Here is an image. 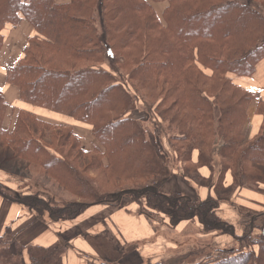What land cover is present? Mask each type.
<instances>
[{"label": "trees", "instance_id": "obj_1", "mask_svg": "<svg viewBox=\"0 0 264 264\" xmlns=\"http://www.w3.org/2000/svg\"><path fill=\"white\" fill-rule=\"evenodd\" d=\"M235 1L71 0L61 4L56 0H0V52L7 24L17 26L26 19L36 31L22 58L7 68V82L19 88L22 101L90 125L103 148L95 147L120 172V178L108 179L129 185L95 192L86 170L96 165L89 163L91 152L82 147L73 126L44 121L23 109L16 111L11 123L6 119L10 106L0 88V148L45 169L75 196L93 200L63 203L37 191L15 192L1 181L0 194L41 219L48 215L54 220H73L93 205L115 204L131 194L135 200L143 199L148 209L167 216L172 227L197 220L206 233L219 232L240 243L252 234L257 238L251 242L257 249L237 250L236 255L221 250L220 257L210 259L200 256L203 253H187L176 263L172 262L175 257L153 264H264V224L255 226L257 218L245 221L243 232L238 233L233 223L218 215V199L196 200L161 190L170 177L168 166L158 158L141 121L132 116L138 104L146 107L148 103L150 110L176 127L179 132L170 139L187 144L188 157L183 161L195 173L202 165L213 168L209 155L221 156L217 185L221 195L237 188L264 195V119L259 133L248 139L244 126L256 93L235 82L237 77L253 76L264 58V17ZM161 2L167 4L160 15L153 4ZM208 19L218 24L211 28ZM186 28L195 31L186 33ZM142 96L148 102L142 103ZM257 112L264 117L262 99ZM181 150L178 146L177 158ZM195 151L199 153L197 163L192 158ZM71 152L85 161L82 167ZM230 169L234 180L228 188L223 181ZM189 173L184 167L183 175ZM7 240L0 236V255H16L10 250L11 243L28 255V263L18 264H65L63 255L69 248L65 240L50 246ZM193 256L200 260L188 263Z\"/></svg>", "mask_w": 264, "mask_h": 264}, {"label": "crops", "instance_id": "obj_2", "mask_svg": "<svg viewBox=\"0 0 264 264\" xmlns=\"http://www.w3.org/2000/svg\"><path fill=\"white\" fill-rule=\"evenodd\" d=\"M70 1L56 0L61 4ZM3 34L4 41L0 52V88L9 106L16 110L23 109L33 112L47 122L72 125L77 134L83 137L86 135L82 141L86 149H90L91 136L86 144L89 137L87 134L91 133L90 125L77 122L65 114L46 109L35 110L30 103L17 99V87L6 80L7 68L18 63L29 38L36 34L34 27L23 19L17 26L7 24ZM235 82L256 93V98L249 105L248 119L244 127L245 136L252 139L259 133L264 119L263 115L257 112L258 100H264V58L257 65L253 76L237 77ZM198 157L199 153L195 151L192 155L194 163L198 162ZM169 158L172 159L171 154ZM212 166V169L208 165L197 168L198 181L190 175L184 176L183 167L176 166L177 168L172 169L170 177L161 190L164 193L185 194L196 200L216 198L219 200L218 215L231 223L244 215L248 216L247 218H260L259 216L264 215V195L256 191L237 188L221 195L217 186L219 178L216 166L214 164ZM2 172L0 171V181L5 186L16 188L14 179H7ZM4 173L7 175V172ZM233 180L234 174L230 169L225 175L223 185L229 188ZM143 202L144 200L129 201L117 207L110 206V204L93 205L73 220H54L48 215L41 219L36 212L23 204L10 201L0 194V236L17 240L23 245L50 246L60 240H65L69 243V248L63 255L65 264L109 262L113 258H119L121 254H126L130 249L139 253L143 264H153L161 261L160 256L167 257V251L171 252L173 248H176L177 231L187 221L177 227H172L169 225L167 216L148 209ZM259 211H263V215L257 214ZM170 233L174 236L172 237ZM171 239H175V244L171 242Z\"/></svg>", "mask_w": 264, "mask_h": 264}, {"label": "rangeland", "instance_id": "obj_3", "mask_svg": "<svg viewBox=\"0 0 264 264\" xmlns=\"http://www.w3.org/2000/svg\"><path fill=\"white\" fill-rule=\"evenodd\" d=\"M235 2H240L243 4H246L248 8H252V10L258 12L262 17H264V4L261 3V1L258 2V0H236ZM166 2H161L157 4H153L155 10L157 11L158 14H162L164 9L166 8ZM248 9H243V11H247ZM250 11V10H249ZM201 20L203 19L202 17L200 18ZM205 21V20H204ZM207 25L213 28L218 24V22L214 19H208L206 20ZM98 29L99 33L102 35L103 34V29L100 24H98ZM195 31L194 28L192 29H187L186 28V33ZM108 60L111 61V57L108 54ZM103 67H105V64H102ZM205 72L211 74V71L209 69H205ZM120 81H124L120 79ZM17 87V86H16ZM18 92L19 88L17 87ZM17 92V99L21 102H24L20 99L19 95ZM142 100L144 102L146 99L143 98ZM11 104L15 105L13 102ZM251 104V103H250ZM249 104V105H250ZM32 105V104H30ZM34 106L35 110H43L46 108L39 107L36 105ZM149 112L147 111V108ZM146 107L144 105H137V109L133 112L132 116H134L136 119H139L141 121V124L145 127L146 132H147V139L150 140L151 145L156 151V154L158 155V158L165 164V166H168L166 168L167 172H171L172 169L177 168L176 166L181 165L184 169L185 167V172H190V177L194 178L195 180L198 179L197 175L195 172H193L194 167L187 163V161H183V159L188 157V149H187V144H177L171 141L170 137L179 130L176 127H170L169 121L162 119L159 112H156L155 110H150V104L146 103ZM42 108V109H40ZM249 108V106H248ZM47 111H51L49 109H46ZM17 110L12 109L11 107L7 111L6 119L10 121L11 123L13 120L16 119L17 116ZM53 112V111H51ZM56 113V112H55ZM61 114V113H58ZM247 114H248V109H247ZM64 115V114H62ZM67 116V115H65ZM69 117V116H68ZM248 119V117H247ZM247 122V121H246ZM246 124V123H245ZM245 127V126H244ZM177 129V130H176ZM75 131V130H74ZM176 132V133H175ZM84 134V132H82ZM75 134L77 138L80 140L82 143V147H85L83 144L84 138H86V135L83 137L77 134V131H75ZM89 137L87 138V143L90 139V136L92 137V145L89 147L90 157L91 161L89 163H93L96 165V167H93L91 169L86 170V175L89 177L91 180H93V186L95 187V192L98 191L100 193L102 192H108V191H115L118 190V188H121L123 186L128 187L129 185L126 183H122L120 180H114L110 181L111 178H120L119 170L115 169L114 166L111 167L109 166V161L107 158H105L96 148L95 146L103 148L101 144L95 139L92 133H88ZM83 140V141H82ZM218 143H221L218 142ZM178 146H181L183 150L180 151L179 153V158H177V155L175 154V151L178 149ZM95 148V149H94ZM218 148V144H217ZM69 149V147H67ZM70 150V149H69ZM93 151V152H92ZM206 152V151H205ZM169 154L172 155V159L169 158ZM72 158H76V153L71 152ZM15 158V157H14ZM12 154L10 153L9 150L5 148H0V171L3 173V175L6 176L7 179H14V182L16 183L15 185L17 186L16 188L10 187L9 185H6L8 188L11 190L17 192H34L37 191L39 194H42L43 197L49 198V199H56L57 201H61L63 203H66L68 201L70 202H87L90 200H93L92 198H83V197H78L72 194L69 190L65 189L57 179H55L51 174H48L47 171L41 167H38L36 165H33L31 163H28L23 160L19 159H14ZM209 158H212L213 164L216 166V173L217 177L221 178V156L218 157L217 155H209ZM208 158V159H209ZM181 159V160H180ZM76 163L79 167H82L83 164H85V161L80 160L79 158H76ZM53 164V163H52ZM54 167V164L52 165ZM224 169V168H222ZM7 172V175L6 173ZM183 172V171H182ZM107 173H111L110 175H107ZM192 174V175H191ZM110 178V179H108ZM118 181V182H115ZM198 181V180H197ZM141 184L143 181H140ZM220 183V179L218 181V185ZM221 186V185H220ZM140 188V186H139ZM221 190V189H220ZM98 193V194H100ZM133 195L131 194H126L122 197V200L118 203L115 204H110V206H119L122 204H125L129 201H143L141 198H137L136 200L132 197ZM144 203V202H143ZM263 211L257 212V214H262ZM263 215V214H262ZM248 216L244 215L242 218H236L237 220L233 223L237 227V232L241 233L243 232V227L245 224V221L249 220L250 218H247ZM260 218H257L255 221V226H260L264 224V215L259 216ZM254 219V218H253ZM178 231L176 237V248H173L171 252L167 251V257H159L160 260H169L171 258H175L172 262L176 263V261L180 260L181 256H187V253H196V254H201L203 253L202 256L204 257H211L210 259H215L218 256H221V250H232V254L236 255L239 254L238 251L244 250V251H250L252 250L255 246L251 245V242L253 240L257 239L254 234L251 235L248 239H245V242H237L236 240L229 235H222L219 232H204L202 230V226L197 221H187L182 224ZM258 232L257 229H255V234ZM170 235L173 237L174 234L170 233ZM14 239H9L7 240L8 242H12ZM171 242L175 244V239H171ZM9 245V244H8ZM11 247L10 250H12L16 255H11V256H5V255H0V264H15L20 261L24 262H29L28 255L26 252L21 254L20 250L17 249L12 243L9 245ZM258 247V246H257ZM257 247H255L257 249ZM1 249V248H0ZM236 249V250H235ZM176 250V251H174ZM238 250V251H237ZM18 253L20 254H17ZM177 253V255H175ZM139 253L135 252V250L130 249L126 254H121L119 258H113L109 260V263L112 264H143L142 263V258L138 255ZM171 255V257H169ZM200 256L196 259L195 256L190 257L187 259L189 261L188 263H194L198 260H200ZM187 263V262H186ZM152 264V263H151Z\"/></svg>", "mask_w": 264, "mask_h": 264}]
</instances>
